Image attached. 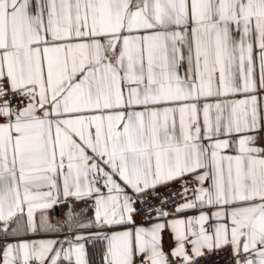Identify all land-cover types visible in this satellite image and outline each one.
<instances>
[{
	"label": "snow or ice",
	"instance_id": "1",
	"mask_svg": "<svg viewBox=\"0 0 264 264\" xmlns=\"http://www.w3.org/2000/svg\"><path fill=\"white\" fill-rule=\"evenodd\" d=\"M206 262L264 264V0H0V264Z\"/></svg>",
	"mask_w": 264,
	"mask_h": 264
},
{
	"label": "built area",
	"instance_id": "2",
	"mask_svg": "<svg viewBox=\"0 0 264 264\" xmlns=\"http://www.w3.org/2000/svg\"><path fill=\"white\" fill-rule=\"evenodd\" d=\"M206 264H207V262H206Z\"/></svg>",
	"mask_w": 264,
	"mask_h": 264
},
{
	"label": "crops",
	"instance_id": "3",
	"mask_svg": "<svg viewBox=\"0 0 264 264\" xmlns=\"http://www.w3.org/2000/svg\"><path fill=\"white\" fill-rule=\"evenodd\" d=\"M97 259H98V257H97Z\"/></svg>",
	"mask_w": 264,
	"mask_h": 264
}]
</instances>
